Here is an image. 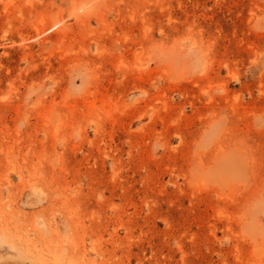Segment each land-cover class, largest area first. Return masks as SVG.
Listing matches in <instances>:
<instances>
[{
    "label": "rangeland",
    "instance_id": "rangeland-1",
    "mask_svg": "<svg viewBox=\"0 0 264 264\" xmlns=\"http://www.w3.org/2000/svg\"><path fill=\"white\" fill-rule=\"evenodd\" d=\"M0 264H264V0H0Z\"/></svg>",
    "mask_w": 264,
    "mask_h": 264
}]
</instances>
